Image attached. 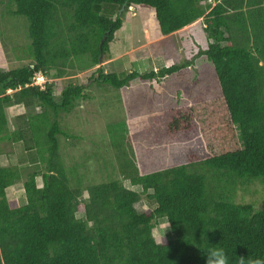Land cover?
Segmentation results:
<instances>
[{"label":"trees","instance_id":"trees-1","mask_svg":"<svg viewBox=\"0 0 264 264\" xmlns=\"http://www.w3.org/2000/svg\"><path fill=\"white\" fill-rule=\"evenodd\" d=\"M10 1L13 14L28 21L32 61L0 67V144L23 142L30 164L0 165V264H211L213 249L233 262L264 261V206L235 199L238 186L264 185V0ZM130 8L154 14V37H163L156 56L176 63L124 75L99 67L95 85L118 97L120 91L134 95L136 80L154 86L200 64V76L215 81L220 97L201 101L198 91L199 102L163 111L162 98L154 106L150 100L133 120L109 123L123 179L85 185L78 166L66 165L61 144L80 137L64 130L60 117L91 97L84 84L60 80L99 66L101 53L103 62L111 55ZM184 30L194 31L196 42L205 34L207 48L197 44L193 58L179 64L170 42ZM37 74L54 81L41 89L32 84ZM16 105L26 113L14 124L10 108ZM137 138L182 141L180 156L159 167L143 165L141 153L147 158L151 147L137 150ZM20 182L22 204L8 196ZM143 196L150 207L139 212ZM164 218L172 231L157 243L153 231Z\"/></svg>","mask_w":264,"mask_h":264},{"label":"rangeland","instance_id":"rangeland-1","mask_svg":"<svg viewBox=\"0 0 264 264\" xmlns=\"http://www.w3.org/2000/svg\"><path fill=\"white\" fill-rule=\"evenodd\" d=\"M1 2L3 3L0 7V67L3 69H16L28 65L32 61V41L29 37V24L24 16L13 14L16 8L14 3L10 0H1ZM212 4L215 5L216 3L212 1ZM156 30L157 25L153 13L130 8L124 15L122 29L116 33L115 40L111 44V55L106 58L101 66L105 73H117L119 75L132 71L147 73L152 70L158 71L162 67H169L176 63V60H166L164 57L156 56L157 43L163 39L161 36L154 37ZM193 33L194 31L192 30L190 32L184 30L180 33H175L172 37L170 43L175 46V55L179 64L193 58L198 50L197 44L202 48H207L206 35L201 33L200 38L196 42L192 37ZM165 46L167 47L168 45L166 44ZM200 66L203 65L199 64L190 67L180 74L167 77L158 84L155 83L154 86L139 84V81L136 80L133 82L134 87H136L134 88L136 93L133 95L130 91H123L122 94V91H120V97H118L117 92L100 88L94 84L93 74L99 66L86 71L76 70L70 79H61L60 83L63 85L68 82L84 84L91 97L89 100L79 101L73 112L60 117L64 130L73 136L80 137L79 140L75 141L72 139H61L62 153L66 165L70 168L78 166V171L82 174L85 185L111 179H123L116 152L110 142L108 124L119 122L124 118L128 119L129 116L130 120H133L137 115L143 114V109L150 100L153 101L154 106L157 103L156 101L162 98L161 102L164 105L161 110L163 111L199 102L194 100V95L198 91L201 93V101L219 98L220 92L214 83L215 81L206 79L205 75L200 76ZM201 78L202 80L200 81ZM46 80H49L48 82L54 81L53 79ZM57 94L58 92H56V96ZM10 112V118L17 114L14 109ZM133 113L137 115H133ZM132 122L130 121V124ZM11 127L13 126L11 125ZM134 128H131L132 132ZM25 136L26 138L28 137L26 133ZM148 140V138L136 139L137 150L143 152L145 148L141 149L142 144L151 147H149L150 149L146 148L145 151L147 158L154 160L148 161L146 156L141 153V163L143 165L148 162L147 164L152 167H159L165 163L176 162L177 156H180L178 151L182 147V141L169 143L168 138H166L162 142L153 143ZM73 142H75L74 146L72 145ZM175 147L177 148L176 158L173 154V151H176ZM23 149V142L1 143L0 165H29V155ZM37 181L38 186L42 187V179L38 178ZM123 181L128 189L142 192L140 186H131L128 180ZM8 196L11 200H16L20 204L25 202V192L22 183H17L12 189H8ZM87 198L88 192L85 191L82 199L85 200ZM235 199L238 203H252L257 209H261L264 206V185L257 181L238 186ZM149 207L150 205L144 196L136 204V209L139 212H145ZM167 225L168 222L165 218L158 220L153 231L156 240L163 235ZM170 234L171 231L167 232L166 236Z\"/></svg>","mask_w":264,"mask_h":264},{"label":"clouds","instance_id":"clouds-1","mask_svg":"<svg viewBox=\"0 0 264 264\" xmlns=\"http://www.w3.org/2000/svg\"><path fill=\"white\" fill-rule=\"evenodd\" d=\"M44 78L45 80L47 79L45 76ZM170 231H172L171 224H168L163 235L157 238V243H164L166 239V233ZM206 264H208L207 261ZM211 264H264V261H261L259 259H252L249 257H237L233 262L230 260L229 256L225 253L223 249H213L211 251Z\"/></svg>","mask_w":264,"mask_h":264},{"label":"crops","instance_id":"crops-1","mask_svg":"<svg viewBox=\"0 0 264 264\" xmlns=\"http://www.w3.org/2000/svg\"><path fill=\"white\" fill-rule=\"evenodd\" d=\"M12 109H14L15 112L17 113L16 116H14V117L12 116V117H11V119H13V120H12L13 123L16 122V120H17V118H18L19 116H22V115H24V114L26 113V110H25V108H24L23 105H16V106L10 108V111H11ZM10 113H11V112H10ZM12 113H13V112H12ZM18 113H19V114H18ZM13 187H14V186H13ZM13 187H11V189H12Z\"/></svg>","mask_w":264,"mask_h":264},{"label":"built area","instance_id":"built-area-1","mask_svg":"<svg viewBox=\"0 0 264 264\" xmlns=\"http://www.w3.org/2000/svg\"><path fill=\"white\" fill-rule=\"evenodd\" d=\"M42 80V82H40ZM47 80H45L44 76L41 75V74H37L35 77H34V80H33V85L35 86H40L41 89H44L45 88V84H46Z\"/></svg>","mask_w":264,"mask_h":264},{"label":"water","instance_id":"water-1","mask_svg":"<svg viewBox=\"0 0 264 264\" xmlns=\"http://www.w3.org/2000/svg\"><path fill=\"white\" fill-rule=\"evenodd\" d=\"M212 1L214 3L216 2L215 0H212ZM106 38H107V36H104V39L101 41V45H100L101 49H102V45H103V43H104V41H105ZM102 64H103V54L101 53V56L99 58V67H101Z\"/></svg>","mask_w":264,"mask_h":264}]
</instances>
